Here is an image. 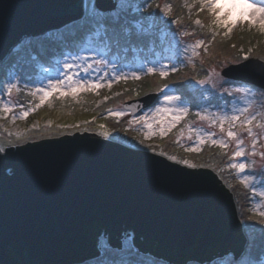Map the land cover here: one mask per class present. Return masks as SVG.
<instances>
[{"label":"rangeland","instance_id":"rangeland-1","mask_svg":"<svg viewBox=\"0 0 264 264\" xmlns=\"http://www.w3.org/2000/svg\"><path fill=\"white\" fill-rule=\"evenodd\" d=\"M86 1L79 17L25 36L0 62V150L87 131L187 167H207L227 184L236 179L248 188L254 222H260L242 226L245 241L236 258L228 250L198 262L256 264V247L264 251V88L221 70L248 57L264 61L259 45L247 44L242 51L232 30L253 25L264 31V0H200L209 12L194 9L197 0H159L141 11L131 28L136 34L154 32L155 41L147 45L114 21L119 14L134 19L129 0H114L106 10ZM116 41H129L130 47L116 45L111 52ZM35 53L40 62L32 58ZM169 71L173 76L163 80ZM152 72L158 82L148 75ZM171 83L180 94L168 90ZM147 88L162 91L155 103L136 114L122 106ZM104 235L97 236L99 255L69 264H172L139 250L132 231L122 232L121 248ZM224 255L229 259L214 263Z\"/></svg>","mask_w":264,"mask_h":264},{"label":"water","instance_id":"water-1","mask_svg":"<svg viewBox=\"0 0 264 264\" xmlns=\"http://www.w3.org/2000/svg\"><path fill=\"white\" fill-rule=\"evenodd\" d=\"M94 4L106 10L115 2ZM82 12L83 0H0V62L25 36ZM221 73L264 88L258 58ZM156 97L149 91L122 106L136 114ZM100 136L75 131L0 150V264L77 263L100 254L101 232L121 248L123 231H132L139 250L159 256L161 248L160 256L178 264L211 260L227 249L238 256L245 236L230 192L211 169Z\"/></svg>","mask_w":264,"mask_h":264},{"label":"trees","instance_id":"trees-1","mask_svg":"<svg viewBox=\"0 0 264 264\" xmlns=\"http://www.w3.org/2000/svg\"><path fill=\"white\" fill-rule=\"evenodd\" d=\"M158 1L159 0H129V2H130L129 7L131 9L130 11L135 13V15L132 16V17H134V19H131V18H128V17H124L123 15L119 14L117 17H113L114 21L117 22V23H120L119 25H121V27H123L122 28L123 30H125V31L131 30L130 34L132 36L140 37L142 39L143 44L147 45L148 41H151V42L155 41L154 40L155 37H153L154 32L152 33V32H148L147 31L146 33L136 34L135 31L132 30L131 28H134L135 27L134 24L137 21L141 20V18H140V16L138 14L142 10L150 9L152 4H154V5L158 4ZM177 1H179V0H177ZM200 2H201L200 0H197L196 2H194L193 8L197 9V7L202 6L203 7L202 9H204V12L208 11V10H205L206 9L205 4H203V3L200 4ZM212 11H214V9H212ZM215 11H216V9H215ZM171 18H174L172 13H171ZM129 19H131V20H129ZM246 24H243L242 26H246ZM110 27H112V26L110 25ZM255 27H257V26H253V25L249 26L248 25L246 27H242L241 29H238V28L237 29L236 28L232 29V30H234L233 32L235 33L234 34V38H235L234 40H236V42H239L242 45V48H245V49H241L242 51L247 49V44H248V46L249 45H253V44L259 45L260 48H258V51H260V52L264 51V31L262 29L257 30ZM109 29H111V28L107 27V30H109ZM116 32H117V30L115 29L114 31H111V34L116 35L115 34ZM141 32H143V31H141ZM100 35H103V33L100 32ZM110 37L115 40V36L110 35ZM98 39H99L100 42L103 43L104 39H102V36H99ZM116 42H118V43L113 42V43H111L112 45L109 46L110 47L109 50L111 52L114 51L113 49H116V47H115L116 45L123 46V47H125V46L126 47H130L129 41H116ZM131 44L132 45H136V42L132 41ZM50 47L52 48L53 45H51ZM123 47H122V49H119V50H123ZM16 56L17 55H14V57H12V58L10 57V59L13 60ZM32 56H34L32 58L36 62H38V61L40 62L42 60L41 57L38 56L36 53L33 54ZM10 64H11V62L9 63V65ZM148 75L151 77L152 80H154L155 82H158L159 75H158L157 72L148 73ZM165 76H167V78L169 79L171 76H173V73L169 71L168 74L163 75V80H164ZM160 77H162V76H160ZM168 87H169L168 90H170L171 92H176V93L178 91H180V89H181L180 87H178V85H176V83H171L170 85H168ZM147 89H148L147 92L156 90V89H153V88H147ZM133 92H134L135 95H138L139 90H135ZM139 93H141V91ZM161 93H162V91H161ZM161 93L159 92L158 96L161 95ZM130 94H131V91H130ZM142 94H144V93H141V95ZM131 96H133V95H131ZM157 99H158V97H157ZM157 99H156V101H157ZM18 147H15V149L18 148ZM13 149H14L13 147H7L5 149V151H12ZM197 169H199V168H197ZM216 176H217V174H216ZM217 179L221 181L220 177H218V176H217ZM222 185L225 187V189L228 192H230V191L232 192V194L230 192V195L233 196L232 202H233L234 210H235V213H236V218H237V220L240 223V231L242 232V226H243V228H245V227L247 228V227H250V226L252 227L253 225H258V222H260V220L257 221V222H254V221H256V219H255L256 216L254 214V211H252V209H251V205L252 204H250L249 201H248L249 197L246 196V193H245L246 189H248V188L246 186H245L246 187L245 188L242 185V182H240V181H238L236 179H234L233 182H231V184H227L223 180ZM243 196H244V198H243ZM237 212H238L239 215H237ZM240 221L242 222V224H241ZM262 233H263V236L261 238V244L264 245V230H263ZM256 248H257V250L255 249V252H254L255 253V257H254L255 258V263L256 264H264V262L262 263L263 257H260V256L258 257V251L261 252L262 249L258 248V246ZM157 249H159V252L161 254L164 253L163 249H161V248H157ZM263 249H264V247H263ZM262 254L264 255V251H262ZM259 259H261V260H259Z\"/></svg>","mask_w":264,"mask_h":264},{"label":"flooded vegetation","instance_id":"flooded-vegetation-1","mask_svg":"<svg viewBox=\"0 0 264 264\" xmlns=\"http://www.w3.org/2000/svg\"><path fill=\"white\" fill-rule=\"evenodd\" d=\"M228 250H230V249H227V251ZM156 252H157V254H159V257H162V256H160V252L159 251H157V250H155ZM219 252V251H218ZM225 257V259L227 260V259H229V258H227L226 257V255H224V256H218L216 259H214V263H216V262H218L219 260H223V258ZM182 259V261H183V258H181ZM184 263L183 264H199V262H198V260H195V259H186L185 261H183ZM172 264H178V263H176V262H171ZM204 263V262H203ZM205 264V263H204Z\"/></svg>","mask_w":264,"mask_h":264},{"label":"bare ground","instance_id":"bare-ground-1","mask_svg":"<svg viewBox=\"0 0 264 264\" xmlns=\"http://www.w3.org/2000/svg\"><path fill=\"white\" fill-rule=\"evenodd\" d=\"M86 2H87V1L85 0V2H84V4H83V7L85 6ZM21 41H22V40H21ZM19 43H20V42H19ZM19 43H17V44L15 45L14 48H16V46H17ZM10 53H12V51H11Z\"/></svg>","mask_w":264,"mask_h":264}]
</instances>
